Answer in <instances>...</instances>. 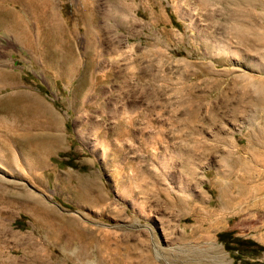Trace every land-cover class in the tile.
I'll return each instance as SVG.
<instances>
[{
  "label": "rangeland",
  "instance_id": "1",
  "mask_svg": "<svg viewBox=\"0 0 264 264\" xmlns=\"http://www.w3.org/2000/svg\"><path fill=\"white\" fill-rule=\"evenodd\" d=\"M51 1L0 0V263L264 264V0Z\"/></svg>",
  "mask_w": 264,
  "mask_h": 264
},
{
  "label": "bare ground",
  "instance_id": "2",
  "mask_svg": "<svg viewBox=\"0 0 264 264\" xmlns=\"http://www.w3.org/2000/svg\"><path fill=\"white\" fill-rule=\"evenodd\" d=\"M6 1V0H5ZM1 2H2V0H1ZM49 2V3H48ZM50 2H51V5H50ZM4 3V2H3ZM259 3V2H258ZM262 3V2H261ZM2 4V3H1ZM5 4H6V2H5ZM120 4V3H119ZM13 7L14 8H16V9H18V10H20L19 12L20 13H22L23 15V17L24 18H26V17H30L31 15L32 16H35V19H37V21H39V19H40V17H41V15L43 16V15H49V16H52V15H54V11H55V7L53 6V2L51 1V0H25L24 2H21V1H19V0H13ZM114 5V4H113ZM131 5V4H130ZM12 7V8H13ZM7 8V7H6ZM119 8H121V6L119 7ZM128 9H129V6L127 7ZM58 9V8H57ZM122 9H124V8H122ZM3 10V9H2ZM10 10V9H9ZM40 10V11H39ZM127 9H125V11H126ZM119 11V10H118ZM125 11H121L122 13H124ZM129 10H127V12H128ZM4 12V11H3ZM19 12H18V14H19ZM117 12V11H116ZM120 12V11H119ZM119 12H117V13H119ZM126 12V13H127ZM41 13V15H38V14H40ZM116 13V14H117ZM121 13V14H122ZM112 15V14H111ZM123 15H125V14H123ZM15 16V15H14ZM18 16V15H17ZM20 16V15H19ZM16 17V16H15ZM114 18H116L115 16H113ZM118 17V16H117ZM52 18V17H51ZM124 18H126V15H125V17ZM30 19V18H29ZM52 20V19H51ZM23 21V20H22ZM40 21H41V19H40ZM49 21V20H48ZM44 22H47V21H44ZM52 22V21H51ZM28 23V22H27ZM37 23V22H36ZM33 25V24H32ZM39 25V24H38ZM21 27V26H20ZM25 27V33H24V38H23V40L25 39V41H26V43H29L30 42V40H31V38H32V36H33V32H32V29L30 28V26H24ZM39 27V26H38ZM16 28V27H15ZM37 28V27H36ZM37 29H39V28H37ZM42 30V29H41ZM238 32V31H237ZM241 32V31H240ZM36 33V32H35ZM52 33V32H51ZM39 34V33H38ZM37 34V35H38ZM245 34V33H244ZM46 34H44L43 35V37L45 36ZM262 34H259V35H255L254 37H256L257 38V40H258V37H263L264 35H262ZM20 37V36H19ZM45 38V37H44ZM255 38V39H256ZM259 38V39H260ZM46 39H47V37H46ZM241 39V38H240ZM33 40V39H32ZM42 42V41H41ZM47 42V41H46ZM68 42V41H67ZM62 43H64V42H62ZM68 43H70V41L68 42ZM45 44H48V43H45ZM51 45H48L47 47L49 48V52H51V54H53L54 52H56V48H57V46H55L57 43H50ZM53 44V45H52ZM58 44H59V42H58ZM61 45V44H60ZM24 46H25V44H24ZM30 46H31V44H30ZM39 46H40V44H39ZM38 46V47H39ZM44 46V45H43ZM32 47H33V45H32ZM44 48V47H43ZM58 49V48H57ZM39 50H41L40 48H39ZM43 50V49H42ZM115 50V49H114ZM57 52H59V51H57ZM61 52H62V49H61ZM60 52V53H61ZM65 54L63 55L62 54V56H61V58H60V60H59V62L56 64V67H55V70H56V72L58 73L59 71H60V68H61V70H62V67H60V66H62V65H58L62 60H67L71 55H73V50H72V48H69L67 51L65 50ZM39 53H42V52H39ZM50 54V55H51ZM45 56V55H44ZM58 56V55H57ZM68 56V57H67ZM75 56V55H74ZM53 57V56H52ZM55 62H56V60H54ZM66 62V61H65ZM94 62V61H93ZM74 63V62H73ZM79 63V62H78ZM77 63V64H78ZM67 64V63H66ZM73 65H76L75 63L73 64ZM86 65H87V63H86ZM50 66H52L51 64H50ZM90 66H93L92 64L90 65ZM64 67H65V65H64ZM66 68V67H65ZM54 69V68H53ZM68 70V69H67ZM4 75V74H3ZM14 86V84H12L11 82H7L6 84H4V86H3V88H7V87H13ZM1 89H2V87H1ZM27 94V93H26ZM25 93H23V95H26ZM26 96H28V95H26ZM26 96H25V98H26ZM30 98V97H29ZM32 98V97H31ZM34 99V98H33ZM35 101V100H34ZM256 141V140H255ZM257 141H258V139H257ZM248 162V161H247ZM241 163V162H240ZM250 165V164H249ZM228 167V166H227ZM229 168H230V166H229ZM231 169V168H230ZM243 169H245V170H248L249 171V169H248V165L247 164H244V167H243ZM0 170L2 171L3 170V168H1V166H0ZM231 172V171H230ZM246 172V171H245ZM247 173V172H246ZM249 173V172H248ZM2 181V180H1ZM16 184V183H15ZM11 185V184H10ZM191 186V185H190ZM228 186H229V184H228ZM224 188H227V186L225 185V187ZM238 188V187H237ZM7 189H8V186H5L2 182H0V201H7L8 200V197H7ZM6 190V191H5ZM14 190V189H13ZM226 190L227 189H225V192H226ZM242 190V189H241ZM4 192H6V194L4 193ZM222 192H223V190H222ZM224 193V192H223Z\"/></svg>",
  "mask_w": 264,
  "mask_h": 264
},
{
  "label": "crops",
  "instance_id": "3",
  "mask_svg": "<svg viewBox=\"0 0 264 264\" xmlns=\"http://www.w3.org/2000/svg\"><path fill=\"white\" fill-rule=\"evenodd\" d=\"M52 225V224H50ZM47 236L51 237V235L47 232ZM50 242L52 240L50 239ZM29 243L28 248L32 250V252H29V256L26 257V260L23 263L20 264H52L48 260H43V256L39 251V246L44 247L43 242H37V241H28ZM40 253V254H39ZM6 262L2 260V263L0 264H5ZM7 264H10V261H7Z\"/></svg>",
  "mask_w": 264,
  "mask_h": 264
}]
</instances>
